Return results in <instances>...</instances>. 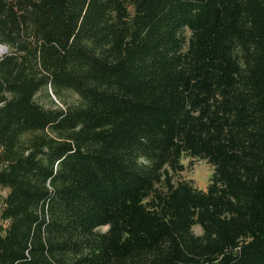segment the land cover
Segmentation results:
<instances>
[{"label":"trees","instance_id":"16d2710c","mask_svg":"<svg viewBox=\"0 0 264 264\" xmlns=\"http://www.w3.org/2000/svg\"><path fill=\"white\" fill-rule=\"evenodd\" d=\"M0 45V264H264V0H0Z\"/></svg>","mask_w":264,"mask_h":264},{"label":"rangeland","instance_id":"374dc122","mask_svg":"<svg viewBox=\"0 0 264 264\" xmlns=\"http://www.w3.org/2000/svg\"><path fill=\"white\" fill-rule=\"evenodd\" d=\"M0 54L5 52L6 47L0 45ZM75 96L71 93H62L60 98L56 96H50L49 99H51L54 104L58 106H62V101L73 99ZM36 99L44 104V105H50L49 99L42 93L36 94ZM183 163V170L179 173V176L183 179L189 180L192 182V185L198 188H204L206 184L208 183V179L211 173V166L205 162L204 160L200 159H192L189 163L187 158H182ZM5 189H0V201L3 195L5 194ZM104 227L101 228L103 230ZM194 233H199L200 229L198 226H193L192 228Z\"/></svg>","mask_w":264,"mask_h":264},{"label":"built area","instance_id":"2783aa9c","mask_svg":"<svg viewBox=\"0 0 264 264\" xmlns=\"http://www.w3.org/2000/svg\"><path fill=\"white\" fill-rule=\"evenodd\" d=\"M0 48H1V46H0Z\"/></svg>","mask_w":264,"mask_h":264}]
</instances>
